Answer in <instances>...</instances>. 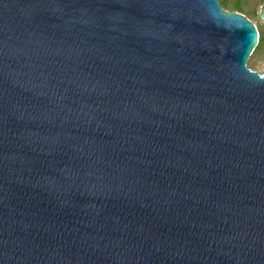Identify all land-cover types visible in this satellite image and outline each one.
Returning <instances> with one entry per match:
<instances>
[{
    "label": "water",
    "instance_id": "95a60500",
    "mask_svg": "<svg viewBox=\"0 0 264 264\" xmlns=\"http://www.w3.org/2000/svg\"><path fill=\"white\" fill-rule=\"evenodd\" d=\"M259 39L220 0H0V264H264Z\"/></svg>",
    "mask_w": 264,
    "mask_h": 264
},
{
    "label": "rangeland",
    "instance_id": "374dc122",
    "mask_svg": "<svg viewBox=\"0 0 264 264\" xmlns=\"http://www.w3.org/2000/svg\"><path fill=\"white\" fill-rule=\"evenodd\" d=\"M223 4L226 5V9L232 10L231 8H238L241 10H236L247 15L252 21L256 23L258 28L262 33V44L263 46L259 51L253 53L249 59L248 65L253 69L261 70L264 62V22L261 18L257 17V14L260 16L261 6L263 4L262 0H222ZM231 7V8H228ZM251 12H256V16L251 14ZM263 22V23H262Z\"/></svg>",
    "mask_w": 264,
    "mask_h": 264
},
{
    "label": "trees",
    "instance_id": "16d2710c",
    "mask_svg": "<svg viewBox=\"0 0 264 264\" xmlns=\"http://www.w3.org/2000/svg\"><path fill=\"white\" fill-rule=\"evenodd\" d=\"M263 1V3H264V0H262ZM220 2H221V4L224 6V8H226L227 6L226 5H224L223 4V2H222V0H220ZM228 8H231V7H228ZM232 10H241V9H238V8H231ZM251 14H254L255 16H256V12H251ZM257 17L258 18H260V16L257 14ZM263 23V22H262ZM258 27V26H257ZM259 29V28H258ZM259 33H260V39H259V43H258V45H257V47H256V49H255V51L253 52V53H256L257 51H259L260 50V48L263 46V42H262V33H261V31H260V29H259Z\"/></svg>",
    "mask_w": 264,
    "mask_h": 264
}]
</instances>
